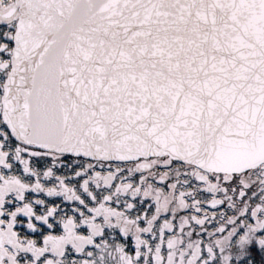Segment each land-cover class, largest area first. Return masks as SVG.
Returning a JSON list of instances; mask_svg holds the SVG:
<instances>
[{"label":"snow or ice","instance_id":"6c2138e0","mask_svg":"<svg viewBox=\"0 0 264 264\" xmlns=\"http://www.w3.org/2000/svg\"><path fill=\"white\" fill-rule=\"evenodd\" d=\"M0 264H264V0H0Z\"/></svg>","mask_w":264,"mask_h":264}]
</instances>
